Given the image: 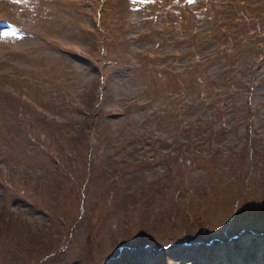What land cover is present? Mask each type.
<instances>
[{
    "label": "rangeland",
    "instance_id": "obj_1",
    "mask_svg": "<svg viewBox=\"0 0 264 264\" xmlns=\"http://www.w3.org/2000/svg\"><path fill=\"white\" fill-rule=\"evenodd\" d=\"M168 1L0 0V264H264V0Z\"/></svg>",
    "mask_w": 264,
    "mask_h": 264
},
{
    "label": "trees",
    "instance_id": "obj_2",
    "mask_svg": "<svg viewBox=\"0 0 264 264\" xmlns=\"http://www.w3.org/2000/svg\"><path fill=\"white\" fill-rule=\"evenodd\" d=\"M205 1H207V2H205L201 6V8H204L206 6V4H210V3L214 4L211 0H205ZM185 21H186L185 18L182 17L181 18V23H184ZM104 45L105 44L103 43V46ZM105 49H106V45L104 46V51H105ZM198 66H199L198 63H196L193 66H191L192 67L191 69L194 70L193 67H198ZM178 77L180 78V83L178 85V88H179L181 82L183 84V86L181 87V90H180V94L187 92L188 89H192V87H193V83L192 82H190L188 80L183 81L184 79H186L188 77V74L184 73V74H182L181 76H178ZM204 80L205 79L202 76H198V80L197 81L199 82V84H202V86L205 85L206 80L205 81ZM97 102L98 101H96L95 98H91L90 102H88L84 107L79 106V105L74 106V110H77V111H79V112H81V113L84 114V115L82 114V119H80V128H79L78 133H81V132L84 131L85 132L84 134H86L87 131L88 132H93V131H96V128L98 129V127H97V121L99 119L98 117L101 115V112L98 111L99 102L98 103ZM209 106H212V105H209ZM175 107H177V106H175ZM220 108H221V106H220ZM219 109H218V111H219ZM212 116H214V115H212ZM212 119H214V117ZM210 121H211L210 122V125H208V126H204L207 122H209V121H207V119L205 120V122L196 124L193 127L194 128V133H195L194 135L197 136V135H200V134H204V135L200 136V138L201 139H208L211 136H216V134L219 133V132H223V128H220V129L213 128L212 122L214 120H210ZM96 133L97 132H95V134ZM184 134L187 135L188 138L193 137V132H191V131H186V132H184ZM32 138L35 139V137H32ZM210 141H211V143L205 142V141L203 142L204 144H207L208 145L207 148L206 147L205 148H202V147L198 146L197 144L196 145H193L189 140H186V142H183V143H186L187 144L186 146L182 147L181 145H179L177 148H178V151L181 152V154H184L183 155V160H188L190 155H193V154L197 155V154H199L201 152L214 153V154L219 153L220 152L219 149H220L221 146L220 145L214 146L212 144V140H210ZM37 142L41 144V147H44V145H46V143H44L43 139H42V141H37ZM183 143H181V144H183ZM243 148L246 149V150L248 149L250 151H254V146H252L251 144L250 145L246 144ZM85 152H87L89 154V156H93L96 153L98 155V152L95 151V150H93V148H87ZM79 163L83 167H85V165H86L84 160H80ZM91 165H92V160H91V162H89L87 164V168L91 167ZM198 235L199 234H197V235L196 234H193L192 236L191 235H188V236H186V238H182L180 240H175V241L178 242V243H186L187 242V244H192V243H195L196 244V243H199L201 241L200 240V237ZM226 235H227L226 230H223V232H221L218 235H215V236L211 237V239L219 240L218 244H220L221 239H224V241H226V240H228V239L231 238V237H225ZM201 237H202V235H201ZM123 245L120 244L118 246V249L121 246H123Z\"/></svg>",
    "mask_w": 264,
    "mask_h": 264
}]
</instances>
